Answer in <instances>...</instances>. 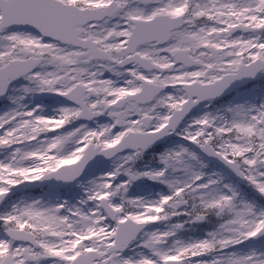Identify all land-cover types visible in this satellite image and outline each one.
<instances>
[{"label": "snow or ice", "instance_id": "6c2138e0", "mask_svg": "<svg viewBox=\"0 0 264 264\" xmlns=\"http://www.w3.org/2000/svg\"><path fill=\"white\" fill-rule=\"evenodd\" d=\"M0 264H264V0H0Z\"/></svg>", "mask_w": 264, "mask_h": 264}, {"label": "rangeland", "instance_id": "374dc122", "mask_svg": "<svg viewBox=\"0 0 264 264\" xmlns=\"http://www.w3.org/2000/svg\"><path fill=\"white\" fill-rule=\"evenodd\" d=\"M137 190V189H136Z\"/></svg>", "mask_w": 264, "mask_h": 264}]
</instances>
